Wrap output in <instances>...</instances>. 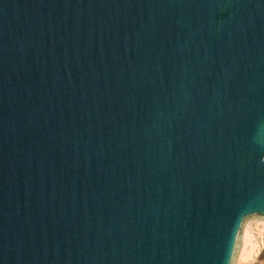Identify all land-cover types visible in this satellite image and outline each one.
Returning a JSON list of instances; mask_svg holds the SVG:
<instances>
[{
	"label": "water",
	"instance_id": "1",
	"mask_svg": "<svg viewBox=\"0 0 264 264\" xmlns=\"http://www.w3.org/2000/svg\"><path fill=\"white\" fill-rule=\"evenodd\" d=\"M264 212V0H0V264H228Z\"/></svg>",
	"mask_w": 264,
	"mask_h": 264
},
{
	"label": "clouds",
	"instance_id": "2",
	"mask_svg": "<svg viewBox=\"0 0 264 264\" xmlns=\"http://www.w3.org/2000/svg\"><path fill=\"white\" fill-rule=\"evenodd\" d=\"M228 264H264V212L247 213L239 220Z\"/></svg>",
	"mask_w": 264,
	"mask_h": 264
}]
</instances>
